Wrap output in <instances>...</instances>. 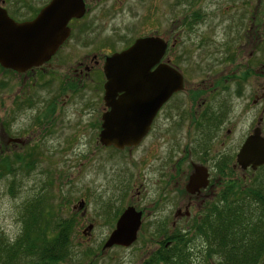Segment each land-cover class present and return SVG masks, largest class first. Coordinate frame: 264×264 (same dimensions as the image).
<instances>
[{"label": "flooded vegetation", "instance_id": "flooded-vegetation-1", "mask_svg": "<svg viewBox=\"0 0 264 264\" xmlns=\"http://www.w3.org/2000/svg\"><path fill=\"white\" fill-rule=\"evenodd\" d=\"M51 1L0 0V11L5 14L3 15L4 20L8 21L9 24L14 26H19V24L25 25L33 22L44 8L47 6L49 8ZM124 1L126 0H69L68 2L77 4L74 9L75 14L67 18L64 27L68 33H66V36L60 42L61 44L57 46L49 58L41 65L28 68L22 72L0 66V74L8 73L10 75L23 76V80L33 77L32 85L38 78L40 79V86L38 87H51L55 90L56 94L60 92L64 96H70L71 93L74 94L78 89H84L86 86L91 85L96 93L89 106L85 105V103L81 105V112L87 111L88 113L89 119L86 124L94 129L91 136H94L95 144L102 149H107V151L126 154L128 159L134 153L139 152L137 154L140 158L138 163L144 162L143 171L146 174H150L151 168L154 167L155 172L158 173V177L153 182H147L157 199L154 198V202L150 205L143 204L141 206L138 200L141 193H139V190H136L135 199L129 196L126 205L117 211L116 216H113V225L108 235L114 229L116 219L120 216L121 212L131 207L135 212L140 214V225L137 229L134 243L138 236H141V232L143 234L144 221L147 218L153 220V218L158 216L163 207L161 204L166 203V198L171 197L177 203L186 201L183 205V210L180 207H173L168 211L167 218L166 215L158 217L157 221H161L159 227H152L153 232L147 236L148 240L146 243L150 242L152 245L147 247L143 256L139 257L134 263L161 264V262H156L158 256L161 253L171 254V244H174V238L178 234L193 235L192 226L194 219L199 220L209 211L210 215L215 216V210L219 212L223 209L224 200L222 195L225 184L234 182V185L239 187L240 190H244L252 183H259L258 180L246 183L242 176L241 178H236V169L243 172L247 169L253 171L262 169L264 164L257 166L255 169H251V167L242 169L236 164V153L244 139L254 128H259L260 136L264 138V107L259 112L254 127L251 128L250 132L242 140V143L239 144L237 151H235L233 162H230L231 156L223 152H219L213 157L206 159L204 156L208 150L206 149V145L203 142H199L195 146L190 145V140L194 129H197L199 134L205 136L206 131L208 132L212 125H217L220 128L226 123L232 122L234 127H236V87L242 86L240 85L241 82H246L249 76H252L253 79L252 88L254 92L259 90V99H264V81H260L257 84L255 80L256 78L264 79V70H258L257 68L259 59L264 52V0H254V5L250 7V11L248 10L249 20L247 22L249 24L247 28H244L243 34L244 37H247L252 49L245 60L244 65L246 66H242L243 69H241L239 64L238 66L236 65L239 53V50L236 48V40L239 37H236V28L233 32L234 54L230 58L232 59V64L235 66L229 74L232 78L231 83L228 81V76L220 74L222 72L217 69L219 63L230 61L226 60L227 57L231 56L227 54L229 52L228 45L221 47L220 51L218 48H215L216 60H212L211 63H206L207 56L201 50L202 41L205 37L204 31L201 29L204 26L203 23L207 19H211V17H216L213 10H204L205 0H201L202 6L196 7L192 5L193 0H169L168 28L164 32H160L156 28L145 30L144 19L141 16L137 17L140 18L138 23L134 22L130 26L126 25L125 22L118 21L125 16L127 8V11H132V8H125V5H122ZM47 10L43 12V26L53 24L52 26H60L61 29V25L58 24L60 17ZM233 12L235 14L230 17L228 11H225L226 14L222 16L223 20L229 22L227 19L230 18V21L233 20L236 23L237 13ZM240 19L237 20V23L239 25L244 24L240 22ZM230 28L231 24L229 23L226 30ZM146 37H156L162 40L165 45L162 56L159 57L150 69L154 70V68L161 64L173 68L183 78L182 87L170 94L167 100L160 104L156 109L157 111L151 116L145 130L146 132H144L137 143L120 148L114 146L113 143L102 144L99 141L102 116L111 111V106L104 102L105 92L103 83H105V78L103 67L105 60L113 52L123 51L135 40ZM114 41L118 42L121 47L116 50L105 49L104 45ZM184 42L193 48L192 53H190L193 57L192 60L189 61L187 57L186 59L184 58V60L189 62V66L193 67L187 73L178 66L176 53L178 46L184 44ZM194 47L196 48L194 49ZM201 51L204 57L201 56ZM221 53L223 54L221 55ZM180 59L183 60L182 57ZM248 61L250 62L248 63ZM199 67L202 69H199ZM193 73L198 74L199 80H191ZM230 88H232L234 96L231 102H229L227 96L222 95L226 89L229 92ZM120 95L121 93L117 92L116 95L114 94L112 100L116 102ZM24 98L27 99H21L16 96L14 97L16 101L9 102L10 108L3 106L2 109L5 110L3 113L7 117L13 116V120H16V117L22 112V108L23 110L34 108L36 111L30 118V124L25 129L18 131L15 136H12L8 135L10 132L4 126L7 122L3 124L0 117V136L5 139L4 143L6 145H14V147L20 146L24 142L32 141L31 146L34 149L36 148L35 153L32 150L26 151V154L21 153L26 157L38 153L39 150L37 149L40 147V144L43 147L42 140H45L44 134L49 132V122L50 120H54L55 115L59 114L62 108L55 107L52 104L49 105L43 100L38 102L36 97L32 96L29 92H26ZM255 100L257 99H254L253 102ZM215 104H219L220 108L216 109ZM114 122L120 124L135 123L137 121L131 119ZM227 132L229 131L227 130ZM115 136L113 135L112 137ZM175 137L179 140H186L187 145H182L180 150H177ZM215 139L211 140L210 145L213 144ZM21 151L15 150L10 153L4 151V155L8 153L11 156L19 155L20 153L18 152ZM177 152L179 154L178 158L175 155ZM150 163H154L153 166ZM112 166L110 165V167ZM196 166L204 169L207 182L203 188H198L190 193L185 189V186L189 175L192 174ZM183 177L185 181H182ZM144 193L146 194V192ZM197 200L199 202L193 215L189 209ZM87 226L92 228V223H88ZM86 231L87 229L84 228L81 233L85 234ZM197 239L195 237L192 243H190L194 252L202 248L203 242ZM133 243L128 246L113 245L108 248L128 249L133 246Z\"/></svg>", "mask_w": 264, "mask_h": 264}, {"label": "rangeland", "instance_id": "rangeland-1", "mask_svg": "<svg viewBox=\"0 0 264 264\" xmlns=\"http://www.w3.org/2000/svg\"><path fill=\"white\" fill-rule=\"evenodd\" d=\"M254 3V0H205L204 10H213L216 17H211L203 23L204 26L201 29L204 31L205 37L202 41L201 50L207 56L206 63H211L212 60H216L215 48L220 51L221 47L228 45L229 52L227 54L231 56L227 57L226 60L230 61L219 63L217 69L222 72L220 74L228 76L229 83L232 81L229 74L235 66L231 59L234 54L235 44H233L232 39L235 28L236 37H239L236 40V48L239 50L236 65L239 64L241 69H243L242 66H246L244 65L245 60L252 49L247 37H244L243 30L249 24L247 22L249 20L248 10L250 11V7ZM122 5H125V8H132V11H127V8L125 16L118 21L125 22L126 25L130 26L134 22L138 23L140 18L137 17L141 16L144 19L145 30L156 28L160 32H164L168 28L169 0H126ZM192 5L193 7L202 6L201 0H193ZM225 11H228L230 17L235 14L233 11L237 13L236 23L233 20L230 21V18L227 19L229 22L223 20L222 16L226 14ZM245 11L246 13H244ZM239 18H241L240 22L244 24L239 25L237 23ZM229 23L231 28L226 30ZM104 47L105 49L116 50L121 46L114 41L104 45ZM192 51L193 48L186 42L180 44L176 50L178 66L186 73L193 67L189 66V62L184 58L187 57L189 61L192 60L193 57L190 55ZM202 51L201 56L204 57ZM181 57L183 60L180 59ZM257 68L264 70V52L259 59ZM199 69L202 68L199 67ZM192 75L191 80H199L198 74L193 73ZM215 75L213 76L215 77ZM255 80L257 84L264 81L263 78H256ZM32 81L33 77L23 80V76L8 73L0 74V117L3 124L7 122L4 126L10 132L8 135L15 136L18 131L28 127L30 118L36 111L34 108L28 110L22 108V112L16 117V120H13V116L7 117L2 108L3 106L10 108L9 102L16 101L14 99L16 96L27 99L24 97L26 92H29L36 97L38 102L43 100L49 105L52 104L62 109L59 114L53 116L54 120H50L49 132L44 134L45 140H42L43 147L40 144L37 149L39 150L38 153L26 156L31 158H26L21 153L26 154L28 150L35 153L36 148L31 146L32 141L14 147V145H6L5 139L0 136V151H2L0 152V160L5 156L12 157L9 154L11 151L22 150L18 153L25 157V167H29V165L31 167L27 175L16 170L13 175L6 174L0 177V237L9 242L16 237L20 229L18 215L22 203L32 197L41 185H44L45 191L52 195L51 202L54 209L58 211L59 208L55 205L60 203L59 213L62 217H70V215L75 217L70 237L72 256L63 264H134L139 257L143 256L147 247L152 245L150 242L146 243L147 236L153 232L152 227H159L161 221H157L158 217L166 215L167 218L168 211L173 207H180L183 210L186 201L178 202V204L171 197L166 198V203L161 204L163 207L158 216L153 220L147 218L144 221L143 234L141 232V236H138L131 248H106L102 251V243L113 225V216H116L117 211L126 205L129 196L135 199V192L139 190L141 194L138 200L141 206L143 204L150 205L154 202V198L157 199L147 182H153L158 177V173L155 172L154 167L151 168L150 174L143 171L144 162L138 163L140 158L137 154L139 152L134 153L128 159L126 154L107 151V149H102L95 144L94 136H91L94 129L86 124L89 119L88 113L87 111L81 112V105L85 103L89 106L96 93L91 85L84 89H78L70 96H64L60 92L56 94L51 87H38L40 86V79L38 78L33 85ZM252 83V76H249L246 82H241L240 85L242 86L236 87V127L232 122L226 123L220 128L217 125H212L208 132L205 130V136L199 134L197 129L192 131L190 145L195 146L199 142H203L208 149L204 155L206 159L223 152L231 156L230 162H233L235 151L251 128L254 127L255 120L264 107V99H259V90L254 92ZM222 95L227 96L231 102L234 97L232 88L229 92L226 89ZM254 99L257 100L253 102ZM32 100L34 101V99ZM215 107L216 109L220 108L219 104H215ZM214 139L215 141L210 145L211 140ZM175 140L177 150H180L182 145H187L186 140H179L176 137ZM4 151L9 153L4 155ZM175 155L177 158L179 157L178 152ZM2 164L3 161H0V166ZM150 164L153 166L154 163ZM13 165L16 167L18 161L14 160ZM110 165L113 166L110 167ZM23 170L25 171V169ZM241 176L246 183L253 180L264 183V167L253 171L247 169L244 172L236 169V178H241ZM183 180L185 181L184 177ZM10 183H12L11 188H9ZM81 200L82 206L78 207ZM198 202V200L194 202L189 209L193 215L196 212ZM88 223H92L91 230H87L85 234L81 233L82 229L87 228ZM198 241H200L199 238ZM192 263L216 264V258L213 261L197 258ZM262 264H264V259Z\"/></svg>", "mask_w": 264, "mask_h": 264}, {"label": "water", "instance_id": "water-1", "mask_svg": "<svg viewBox=\"0 0 264 264\" xmlns=\"http://www.w3.org/2000/svg\"><path fill=\"white\" fill-rule=\"evenodd\" d=\"M68 1L52 0L49 8H44L33 22L19 26L5 21V14L0 11V66L22 72L46 61L68 33L64 27L67 18L75 14L77 4ZM47 9L60 17L61 29L53 24L43 26V12ZM164 49V42L156 37L139 38L128 48L106 58L103 67L104 102L111 106V111L102 116L100 143H113L118 148L137 143L160 104L181 89L183 78L173 68L161 64L150 69ZM117 92L121 95L115 102L112 99ZM131 119L137 122H114ZM236 164L242 169H255L264 164V138L260 136L259 128H254L244 139L236 153ZM187 181L185 189L190 193L203 188L207 182L204 169L194 167ZM81 206L82 201L78 203V207ZM139 215L131 207L124 209L101 250L133 243L140 225ZM90 228L87 226L86 229Z\"/></svg>", "mask_w": 264, "mask_h": 264}, {"label": "trees", "instance_id": "trees-1", "mask_svg": "<svg viewBox=\"0 0 264 264\" xmlns=\"http://www.w3.org/2000/svg\"><path fill=\"white\" fill-rule=\"evenodd\" d=\"M24 159L22 155L3 157L0 160L3 161L0 177L13 175L16 170L27 175L31 167H25ZM14 160L18 161L16 167L13 165ZM255 184L252 183L244 190H240L234 182L225 184L223 209L219 212L214 209L215 216L210 215L209 211L199 220L194 219L193 235L178 234L174 244H171V254L161 253L156 262L193 264L197 258L205 261L216 258V264L262 263L264 183ZM11 187L12 183L9 184ZM51 199L52 195L41 185L32 197L22 203L18 215V234L10 242L0 237V264H63L70 260V237L75 217H62L59 213L60 203L55 205L59 208L57 211ZM195 237L203 243L202 248L194 252L190 243Z\"/></svg>", "mask_w": 264, "mask_h": 264}]
</instances>
